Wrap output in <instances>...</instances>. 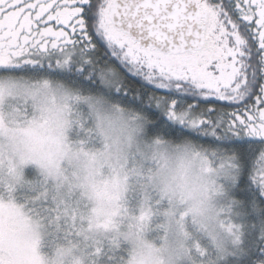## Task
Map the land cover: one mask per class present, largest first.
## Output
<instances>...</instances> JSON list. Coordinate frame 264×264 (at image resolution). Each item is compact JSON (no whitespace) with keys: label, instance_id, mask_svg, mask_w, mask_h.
Wrapping results in <instances>:
<instances>
[{"label":"snow or ice","instance_id":"obj_1","mask_svg":"<svg viewBox=\"0 0 264 264\" xmlns=\"http://www.w3.org/2000/svg\"><path fill=\"white\" fill-rule=\"evenodd\" d=\"M0 264H264V0H0Z\"/></svg>","mask_w":264,"mask_h":264}]
</instances>
